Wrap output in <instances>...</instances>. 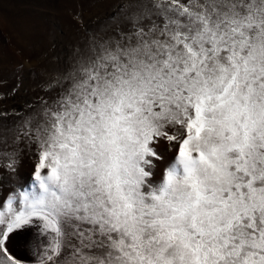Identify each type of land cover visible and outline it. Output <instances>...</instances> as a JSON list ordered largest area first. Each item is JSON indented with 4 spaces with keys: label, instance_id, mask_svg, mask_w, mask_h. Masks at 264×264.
Returning <instances> with one entry per match:
<instances>
[{
    "label": "snow or ice",
    "instance_id": "snow-or-ice-1",
    "mask_svg": "<svg viewBox=\"0 0 264 264\" xmlns=\"http://www.w3.org/2000/svg\"><path fill=\"white\" fill-rule=\"evenodd\" d=\"M113 19L0 132V264H264V0Z\"/></svg>",
    "mask_w": 264,
    "mask_h": 264
},
{
    "label": "rangeland",
    "instance_id": "rangeland-1",
    "mask_svg": "<svg viewBox=\"0 0 264 264\" xmlns=\"http://www.w3.org/2000/svg\"><path fill=\"white\" fill-rule=\"evenodd\" d=\"M141 0H0V132L10 136L16 116L45 95V81L67 69L77 48L93 32L132 16ZM22 71H18L20 67ZM15 89V91H13ZM7 112V118L3 113ZM172 153L165 152V158ZM32 171L25 156L19 173ZM0 184L9 185L3 175ZM18 258L25 257L22 235L8 244ZM27 256H32L31 251Z\"/></svg>",
    "mask_w": 264,
    "mask_h": 264
}]
</instances>
